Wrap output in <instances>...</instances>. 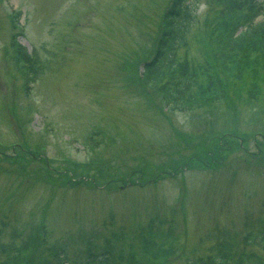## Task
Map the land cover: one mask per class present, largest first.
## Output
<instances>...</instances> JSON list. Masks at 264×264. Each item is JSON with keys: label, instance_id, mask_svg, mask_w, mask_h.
<instances>
[{"label": "rangeland", "instance_id": "obj_1", "mask_svg": "<svg viewBox=\"0 0 264 264\" xmlns=\"http://www.w3.org/2000/svg\"><path fill=\"white\" fill-rule=\"evenodd\" d=\"M164 1L0 0V146L11 144L0 154V244L20 247L21 262L65 238L74 249L112 241L139 264H192L221 244L264 262V247L246 241L264 230V52L227 69L216 29L235 0H195L178 55L201 97L208 83L212 95L192 111L168 110L140 81ZM243 2L264 19V0ZM17 43L32 54L30 71L38 67L34 82ZM231 132L241 145L227 137L234 150L201 167L195 157ZM128 178L138 184L124 186Z\"/></svg>", "mask_w": 264, "mask_h": 264}, {"label": "trees", "instance_id": "obj_2", "mask_svg": "<svg viewBox=\"0 0 264 264\" xmlns=\"http://www.w3.org/2000/svg\"><path fill=\"white\" fill-rule=\"evenodd\" d=\"M243 1L229 2L217 23L216 56L227 69H230L231 62L229 60H235L238 66L244 67L248 65V53L264 52V20H257L260 9L253 10ZM197 17L195 0L170 1L162 15L156 49L152 57L145 60L140 76V80L147 87L161 90L167 105L174 110H189L202 104L203 98L209 96L212 90V86L208 83L201 97L196 78L187 69L186 62L177 55L179 49L186 44V34ZM31 55L22 51L17 43L19 67L27 72V80L34 82L37 79L38 67L31 72L26 65L27 59ZM239 69H236L239 72L238 75L242 73ZM5 149V147H1L0 154ZM15 151L14 155L9 156L13 163L17 158H20L19 149ZM41 233H46V228H42ZM258 236L257 242L264 246V230ZM68 244V240L60 241L50 247L48 254L44 253L40 246H37L21 262L20 251L22 249L13 242H2L0 244V264L9 262H14L13 264H65L70 256L80 259L81 254H85L84 258L73 264H139V259L132 251H120L112 241L103 245L92 242L82 249L73 250L71 255L68 252L70 250ZM28 247L27 245L26 250ZM159 251L160 249H148L149 253H153L152 257H158ZM232 251L229 245L221 244L213 247L211 253L204 260L192 264H264L258 255H236ZM3 253L8 255L7 261L2 260Z\"/></svg>", "mask_w": 264, "mask_h": 264}]
</instances>
